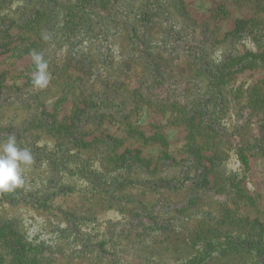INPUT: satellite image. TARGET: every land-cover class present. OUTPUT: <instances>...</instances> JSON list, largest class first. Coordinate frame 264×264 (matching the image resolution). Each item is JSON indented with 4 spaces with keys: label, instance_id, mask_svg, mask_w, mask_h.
<instances>
[{
    "label": "trees",
    "instance_id": "obj_1",
    "mask_svg": "<svg viewBox=\"0 0 264 264\" xmlns=\"http://www.w3.org/2000/svg\"><path fill=\"white\" fill-rule=\"evenodd\" d=\"M136 2H34V7L37 3L44 4L47 12L39 11L45 19L41 27L38 23L32 29L40 27L39 35L42 39L48 37L47 44H51L52 37L60 31L66 35L65 39H60V44L66 48L65 54L57 58L52 52L42 55L48 62V71L58 66L56 59H64L59 60L63 82L58 102L70 98L74 108L67 117L59 119L56 112L50 111L42 101L36 103L35 114L30 113L27 109L30 102L25 96L33 87L17 91L15 88L18 86L7 89L0 81V142L15 136L18 146L30 148L34 159L39 158V152L46 151L48 144L52 143L56 153L62 150L59 156L54 154L50 158L54 176L57 170H61L59 164L63 161L79 164V173L92 180V186L100 193L107 195L110 211L125 214L128 225L118 228L116 221H110L105 230L107 237H101L83 228L97 220L94 213H77L72 207L66 209L64 222L79 243L77 261L72 264H264V220L259 217L251 220L241 209V206H255V197L241 184L243 176L220 169L222 157L234 148L247 169L249 157L245 151H249L250 156L264 155V102L250 97L241 107L249 111V117H242L240 109L237 111L240 124L235 122L233 126L238 133L226 130L216 116L206 118L202 106L196 107L198 101H205L223 108L221 104L226 97L227 84L224 79L230 69L222 65L244 54L238 52L235 45L231 46L229 53L222 54L229 49L225 45L217 47L213 55L212 51L209 56H204L216 46L213 40L209 47L206 43L200 50L205 57L200 65L192 61L188 68H183L188 74L182 77L183 80L193 82L195 76L201 74L207 83L205 87H193L192 105L183 111V117L176 114L172 119L178 125L185 124L189 132L183 149L186 156L179 158L167 150L168 140L160 131L146 135L136 121H127L144 104L150 103L152 97H161L164 91L173 89L172 61L170 57H160L154 49L158 46L166 50L172 48L168 53L171 54L181 46L180 38L183 36L168 33L174 31L173 25H168L167 31H160L167 34L153 43L154 19H148L145 6L136 9ZM53 8L58 11H52ZM28 20L35 22V19ZM57 20L62 24L59 31L53 30ZM244 23L240 21V25ZM0 24L3 32L13 26V23L5 25L3 21ZM245 29L239 35L235 34L237 30L232 34L240 37ZM263 30L253 28L254 37L262 33L260 39L264 45ZM83 31L115 43V53L110 49L105 52L99 50L101 53L90 51V47L83 52L77 49ZM201 33L207 34V30L202 28ZM17 39L22 40L23 46V37L17 34ZM30 48L26 50L34 49L37 53L46 50V47ZM0 50H8L4 42L0 44ZM216 52L218 59L214 56ZM211 55L215 63L210 61ZM258 61L264 63V51L255 60ZM53 80L50 78L47 87ZM57 80L54 84L59 82ZM44 89L38 88L40 92H45ZM107 119L123 121L130 136L152 144L157 142L163 145L164 150L156 157L145 155L140 148L121 150L125 140L112 134L95 135L88 141L86 137L95 134ZM245 128L249 133L247 139L243 133ZM245 141L250 145L247 146ZM201 142L213 145L207 149ZM72 149L75 154L70 155ZM207 150H211V154H206ZM88 161L97 162L99 171L92 170ZM3 196L4 193H0V205L20 200L19 196L10 195L8 199ZM53 197L48 195L44 200L48 202ZM31 201L45 210L53 205V202L39 203L37 199ZM20 235L15 225H9L0 218L1 245L8 248L5 254L9 253L15 264L65 261L61 248L46 249L45 253V249L36 250ZM104 242H110L113 247ZM0 261L4 264L3 258Z\"/></svg>",
    "mask_w": 264,
    "mask_h": 264
},
{
    "label": "rangeland",
    "instance_id": "obj_2",
    "mask_svg": "<svg viewBox=\"0 0 264 264\" xmlns=\"http://www.w3.org/2000/svg\"><path fill=\"white\" fill-rule=\"evenodd\" d=\"M33 1L36 0H0V22L3 21L5 25L13 23V26L7 29L6 32L1 31L3 25L0 24V44L4 42L8 49L4 52L0 50V81L7 89H13L14 85L15 87L18 86L19 88H15L17 91L18 89H20L19 91H25L33 87L30 93L25 96L30 102L27 106L30 113L35 114L36 103L44 101L50 111L56 112L59 119H64L71 113L74 103L70 98L58 102L61 96L60 85L63 82L59 60H64L63 58L56 59V65L58 66L52 71L49 70L52 73L51 79L57 80L60 77L57 80L59 82L54 84L53 80L48 86L49 89L48 87L46 89L40 88L44 89L45 92H42V90L40 92L34 85L31 87L26 86L33 84L32 79L36 72L31 55L34 49L32 51L26 49L32 46L39 49L46 47V50H42L41 54L52 52L56 55V58L60 54L66 53V48L64 49V45L60 44V39H65L66 35L62 31L56 33L62 28L60 20H57L58 24L53 28L57 31H54L56 34L52 37L51 44H47V39L40 37L39 28L42 26L45 16L42 17V13L39 11H47L42 3H37L34 7ZM142 6H145L149 13L148 19H154L151 35L153 43L167 34L160 33V31H167L168 25H173L174 29V31H168V33L182 34L183 36L180 38L181 46L171 54L168 53L172 48L166 50L164 47L158 46L154 49L160 57L167 56L172 61L173 89L169 91L167 89L161 94V97H152L150 103L144 104L127 121H136V124L146 135L160 131L168 140V151L179 158L186 156L183 149L188 137V129L185 124L178 125L172 119L176 114H178V117H183V111L187 106L192 105L191 101L194 98L191 96V91L193 87L197 85L205 87L207 82L201 74H197L193 82L183 80L182 77L188 75L183 68H188L192 61L200 65L205 59L204 56H209L212 51L213 55L217 47L228 45L229 49L222 52V54H227L230 52L231 46L235 45L238 52L244 55L239 58L240 60L235 59V61L222 65L223 68L230 69L224 79L227 84L226 97H223L221 104L223 108L219 109L213 103L205 101H198L196 107L202 106L206 118L216 116L221 119V125L226 130L237 132V128L233 126L235 122L240 124L237 111L240 109L242 117H249V111H246L245 107L241 108L246 105L249 98L253 97L259 100L260 103L264 102V63L255 62L264 51V45L260 39L262 33H257L258 37H254L255 33L253 32V28H264V0H137L135 8L139 9ZM52 11L58 10L53 8ZM153 12H156V14L154 15ZM28 19H35V22L31 23ZM240 21L245 23L240 25ZM38 23L40 27L32 29ZM202 28L207 30V34L201 33ZM244 28H246L245 32L240 37L232 34L237 30L235 34L239 35ZM192 33H195V35L190 38ZM17 34L25 40L23 46L22 40L17 39ZM82 35V41L76 47L82 52L90 47V51L92 50L94 53H101L99 50L105 52L109 49L115 53V48H117L115 43L111 44L107 42L108 40L103 41L86 31H83ZM198 37L200 38L199 41L197 40ZM213 40H215L214 44L216 46L209 49L203 56L200 50L206 43L209 47ZM217 52L214 55L216 59H218ZM212 55L210 61L215 63ZM199 57L201 59H198ZM56 103L58 104L56 105ZM246 128L243 132L245 136L244 134L243 136L247 139L249 133H247ZM105 134H112L124 139L125 141L120 147L121 150L127 147L140 148L145 155L149 154L154 157L164 150L163 145L157 142L152 144L145 140L133 138L128 134L124 122L119 120H105L103 125L96 129L95 134L86 137V139L90 141L95 135L101 137ZM49 139L54 140L53 138ZM245 143L247 146L250 145L248 141H245ZM201 144L205 145L207 149L213 145L212 143L204 144V142H201ZM56 152L53 144L49 143L47 150L39 152V158L34 159L30 168L25 170V183L12 193H4L3 198L8 199L11 197L10 195H14L19 196L20 200L14 204L8 201L1 204L0 218L9 225L11 223L15 225L24 241L35 247L36 250L45 249L46 253V249H56L57 247L62 249L63 255L66 256L65 261L55 260V263L47 262L46 264H60V262L61 264H66V262L72 264L77 261L78 252L76 251H79L77 249L79 243H77L74 234L70 232L69 227L64 222L66 209L72 207L77 213L84 211L94 213L97 220L88 223L83 228L96 233L98 236L100 234L101 237H107L105 230L110 221H116L118 228L128 224H126L125 214L110 211L107 195L100 193L97 188L92 186V180L79 173V164L63 161L59 164L61 170H57V175L54 176L50 158L54 154L59 156L62 150ZM85 152L88 153V150H85ZM211 152V150H207L206 154L209 155ZM245 153L249 157V169L242 163L235 148L224 154L220 169L233 175L239 174V177L243 176L241 184L246 187L249 194L255 197V206H241V209L251 220L256 217L264 220V155L250 156L249 151H245ZM69 154H75L74 149ZM206 161L208 162V160ZM88 164L92 170L99 171L97 162L88 161ZM48 195L54 197L51 201L46 202L44 198ZM33 199H37L40 201L39 203L53 202V205L45 210L43 206L37 207L31 201ZM104 243L113 247L110 242ZM1 244L3 242L0 241V260L3 258L4 264H9V262L15 264L12 256L9 253L8 255L5 254L8 248ZM42 255H44V252ZM0 264H2L1 261Z\"/></svg>",
    "mask_w": 264,
    "mask_h": 264
},
{
    "label": "clouds",
    "instance_id": "obj_3",
    "mask_svg": "<svg viewBox=\"0 0 264 264\" xmlns=\"http://www.w3.org/2000/svg\"><path fill=\"white\" fill-rule=\"evenodd\" d=\"M31 55L36 67L32 83L37 88H45L51 78L48 62L41 53L33 51ZM33 161L31 149L19 147L15 136L0 142V193H9L22 186L25 183L24 172Z\"/></svg>",
    "mask_w": 264,
    "mask_h": 264
}]
</instances>
